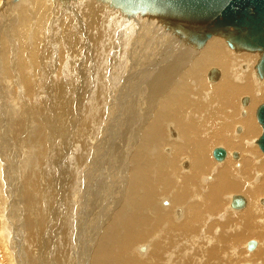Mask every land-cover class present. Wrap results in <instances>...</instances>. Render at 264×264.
<instances>
[{
	"label": "bare ground",
	"instance_id": "obj_1",
	"mask_svg": "<svg viewBox=\"0 0 264 264\" xmlns=\"http://www.w3.org/2000/svg\"><path fill=\"white\" fill-rule=\"evenodd\" d=\"M25 1L27 2V11L22 10L21 6L20 7L22 11H19L21 13L23 12V15L25 14V11L28 13L32 12L34 9L36 13L39 11V15L35 14L38 16L36 22L39 23V21L42 20L41 17L43 16L44 12L43 4L44 2L47 3V0ZM77 1L78 9H82V14H79L82 15V19H86L87 23L86 25V21L84 24L81 23L78 25L73 23V29L65 28L64 30H61V34L58 33L60 34V40L58 42L60 53L57 54H59V58L61 59H64L66 54L65 61L67 66L69 65L68 67L71 71L70 73L76 78H79L76 85L80 83L84 86L77 87L75 93L72 95L66 92L67 96L69 97H66L63 102L60 101L61 103H53L52 101L53 104L51 103V105L55 108H57V106H61L63 103H67V101L69 104L68 112L61 111L56 115V117L53 115L52 116L57 119L55 123H58L59 125H66L70 130H79L84 136H96L94 139L92 138L93 140L91 141H83L79 147H76V143H73V139H75V137L72 136V139L71 132L64 141H61L62 149H65L64 146L71 145L70 148L74 147V149L71 150L72 152L70 151L71 154H75L77 149H80L83 152L82 155L80 154L77 157H79L80 162L84 161V165L87 167H85L86 169L82 170L83 173L86 174L84 177L85 190L81 192V198H79L78 195H80L79 191L81 190L79 188V184L77 181H75L77 175L76 173L78 172L76 170V166L78 168V165L75 166V175H73V177L71 176L72 178L69 177L70 179L68 180L66 171H60L61 174L59 177L51 174L54 178L60 180V183H62L64 188V191H60L61 189H59L57 196L59 200L65 199L67 196L66 193L68 191L69 193L71 192V194L74 193L75 189L73 190V186L75 184L77 185V188L75 187L76 192L72 194V197L73 203L76 205L78 203V213L77 215L75 214L74 217L75 223L71 221L73 217L69 219V214L65 217V220H63L64 223L61 221L60 228L62 231H60V235L62 236L57 234L53 236L54 233L52 234V238L55 239V244L52 247L51 253H49L51 255L46 256L47 254L45 255V252H48L49 249L47 250V247L41 246V250L38 252V254H36L37 257L41 260L47 258L45 264H228L230 260H232L231 264H241L243 262L247 263L248 261L252 264H264L262 259L264 256V239L261 241L257 240L258 242L251 240L255 241L256 245L252 250H248L247 248V240L251 239V236L254 235L252 229L253 219L257 224L264 228V193L263 187L260 185L263 182V173L258 172L253 176L255 178L253 180L255 181L253 182L254 187L258 191H262L261 195L253 197V195H255L254 188H245L244 178L242 177L243 174H241V169L245 171L243 163L238 162L236 165H234L235 171L233 173H231V170L226 169L218 171L216 166H213L210 169L208 168L210 166V162L207 155V150L211 146L221 143L222 147L220 148L225 151V158L222 161L215 160L212 155L213 150L215 148H219L218 146L220 145L211 150V158L219 166L225 163L227 155H231L232 160H239V153L237 151L230 153L227 151V149L233 150L238 146L239 143L242 145L245 140L248 141L247 143H257L262 133V129L257 120V111L261 106L264 105V74L261 72L264 50L248 48L243 43H235V45L227 43L224 38L229 34L233 36V29L227 31V34H219L210 37L208 40H202L194 34L193 30L189 29L190 26H187L189 32L183 35L188 36V38H184V40L192 43V47H189L190 49L188 50L191 51L190 55L188 56L187 53L182 51L181 54L178 53L171 57L168 62L163 61L161 58L154 60L153 53L156 48L153 49L151 47L156 45L164 46L169 34H173V41L176 44L179 39L182 38V34L181 36L179 35V33L182 32L180 31L178 34L174 35V30H172L174 28H170L169 26L164 35H158L159 37L156 36L155 40L151 34L153 31L147 27V22H149L148 14L153 7L136 6L132 3L125 2L124 0H116V2L114 1L116 6L115 13L117 12L116 19L120 20L122 18V21L120 20L121 23L117 24L116 29H114L115 26H108L106 23L109 17L103 16L105 8V4H103L104 0ZM21 2L23 3V1H20V4ZM63 2L65 3L66 0ZM18 3L16 5H18ZM23 4H25V2ZM53 5L56 4L52 3V6ZM30 6H32L34 9L30 10ZM47 6L48 5L45 7ZM68 7L71 8H68V11L72 14L71 19H73V17H75L73 14L74 11L77 10V7L75 6V3H72ZM114 7H111V10H113ZM118 7L119 11H116ZM153 9H156V7ZM9 13H11V11ZM52 13L55 14V12ZM67 16H65V18ZM116 16H111V18H114L115 20ZM135 16H137V20L135 19L134 23ZM164 17L165 16H163V18ZM77 18L79 17L77 16ZM29 19H27V17L23 18L24 29L19 32V29L17 28L18 32L15 31V36L21 42L19 46H21L22 50L14 49L12 47L13 49L11 52L9 51V53L7 48L9 45L2 48L4 43L1 44L0 57L3 59V62L1 63L0 61V63L3 66H6L5 62L10 58L11 55L19 56L22 51L21 60L13 64V66L19 67V73L22 75H19L18 71L17 75L13 69L9 70V74L12 76L14 74L13 79H15V84H17L19 81L28 87H31L32 84H36V93H40L37 92L39 90L38 88H41L39 82L40 78H38V81H34V71L37 69L31 65V62H34V59L30 58L32 56H24L25 53L27 54V51L25 52V43H31L37 46V48L34 47L31 50L32 53H34L36 50L39 52V56H36L37 59H39L37 63L38 66H40L39 75L45 74V70L42 67L47 66L45 60L49 61L50 58H52V48H48L46 50V45H48L46 43L47 40L42 39L44 37L40 38L41 33L38 35V33H34L32 31L34 29L38 30L37 28L34 27V29L29 31L31 27L26 25V23H29ZM49 19L51 18L49 17ZM66 19L68 20V18ZM20 22L21 20L18 21V24H20ZM152 23L155 24V22ZM60 25L63 26L64 24ZM179 25L185 26L186 24L184 25L179 23ZM121 27H123L122 32L119 31ZM131 28H136V33L134 32L135 34L132 33L133 29ZM42 31L45 30L43 29ZM19 34L22 36L19 37ZM44 35L45 32L43 33V36ZM136 38H138V40L134 42ZM14 41L12 44L16 43ZM43 43L45 44L46 48L44 47ZM31 47L32 46H29V49ZM46 51H48V53L50 51V56L45 55ZM85 51L90 52L91 55H88V53L86 55ZM62 53H64V55ZM122 53L124 54L122 57L124 58L122 62L119 61L117 66L114 65V69H110V66L113 65L109 56L112 55V60L114 59L115 62H117L116 58ZM61 54L63 55L62 57H60ZM84 54L85 57H83ZM54 57L52 59H54ZM55 58L59 59L57 57ZM93 58H95V60L97 59V61L95 62ZM52 59L50 61H52ZM130 59H133L134 62H132L131 65L126 66V62L130 61ZM77 61H80V64L82 63V65L85 66L86 61L90 62V74L94 73L93 71L91 72L92 69H94V71L97 69V67L102 69L101 67L103 64H105L106 69L104 75L106 77L102 78V75L100 74L94 78H91V75L88 77L87 74L82 71L84 69L77 72L74 71L76 67H79V63L77 64ZM28 62L29 64L27 65ZM238 62L240 63L239 65H237ZM186 64L189 66V68L183 71V68ZM242 64L247 65L245 71H242L241 69ZM107 67H110V70H108ZM48 68L49 67H47V70ZM124 68L126 70L125 76L123 75ZM207 69H209V71L211 69L219 70V77L216 81H210L208 79L207 74L209 71L204 76H201V71L205 73ZM27 71L29 74H27ZM121 75L126 80L125 81L123 79L125 83H129V86L135 80V88L141 89L140 94L143 91H146V93L141 94V96L145 97L140 98L141 100L137 105V109L131 111V132L129 133L128 143L123 146L124 142L120 140L118 142V147L117 143L115 144L114 141L113 146L111 145V149L109 148L110 151L101 150L96 148V146L99 144L98 142H101V137L102 139H106L105 136L107 135L106 131L108 129L107 126L109 124L108 122L110 114L112 111H114V104L112 103L113 105H110L111 107L108 108V114H106L107 112L104 111L102 107L104 104L102 101V95L104 99V97L107 96V93H109V84L115 80V77H118L119 80ZM149 79L151 81L149 86L144 88V83L148 82ZM96 80L100 83L93 85V82ZM190 82H192L191 85ZM86 83H88L90 87L92 86V88L90 89L86 87ZM57 84L58 82L55 84L52 83L50 89H48V86H43V89L46 91V95L52 92ZM60 85L63 87L62 84ZM26 87L23 88L26 89ZM103 88L107 90V93L103 91ZM126 90L128 91V89H125L124 93ZM4 92H6V90H4ZM30 92L31 94L35 93V91L32 93L31 90ZM69 92L72 93L73 90H69ZM122 93L123 92L119 93L117 97H115L121 100L124 99L125 97L121 96ZM26 95L28 96V94H25V96ZM244 95H248L250 97ZM28 97L30 98V95ZM244 97L248 98L247 105H242L241 103V100ZM105 99L108 101V98ZM30 100L32 101V99ZM70 100L73 101V105H71ZM85 100V106L82 107L81 105ZM54 102H57L56 93L54 94ZM29 104L32 103L29 102ZM43 105L44 104H41V106ZM160 105L162 108H159ZM38 106L40 109H42L40 105ZM107 106L109 105H104V107ZM81 109H83V112ZM20 111L16 109V112L13 113L15 122L16 118L23 120L24 116L20 113ZM30 112L28 113L31 114ZM241 112H244L243 116L240 115ZM50 113H54V111ZM33 117H36V113ZM28 118H30L29 120L31 121L32 119L34 120V118L31 119L29 116ZM28 118L26 117V119ZM48 121L46 122L48 123ZM11 124L12 123L9 125ZM43 124L41 123L43 128H41L40 131L43 129L42 133L47 132V134H40L39 131L34 128L35 134L31 135V132H26L27 137L28 135L33 136L32 138L35 137V139L42 138L44 135H46L45 137H48V134L52 133L51 131H53L54 128L51 129V131L47 130ZM102 124V128L98 129ZM28 125L31 127V123ZM123 125L124 126L121 125L122 129H125V123ZM31 128V130H33V127ZM232 129L233 133L231 134ZM56 132L52 134H55ZM78 134H76V136ZM97 137L100 138L96 140ZM1 140L2 136H0V143ZM32 143L35 144V148H37V150L40 152L39 158L42 156L43 159V156H46L47 158H52L54 160L62 159L60 149L56 151V148L49 147L47 153L49 154L50 152L52 154L47 156V153L45 154V149H40L39 144L34 142ZM246 145L250 146L249 144ZM70 148L68 149L70 150ZM104 148L107 149V147ZM251 148L249 150V155L256 156L255 158L261 157L263 159L262 155L264 154H262L260 149L253 147ZM3 150L0 151V164L2 166H0V173L3 169L4 171L2 172L7 173L6 167L8 165L5 163L3 165V162L6 159ZM7 151L8 150H6V152ZM97 153H101V156L96 162V158H94L92 155H96ZM233 153H237L236 158L233 157ZM87 154H92V159ZM115 155H117L116 157L120 158V162H116L113 175L110 176V170L108 169L109 165L111 166V164H109V161L112 158L111 156ZM29 156L30 158L28 160L31 159V155ZM101 158L102 160H100ZM72 159H74L73 156ZM177 159H180V162L182 160L184 161L182 165L179 162L181 165L180 168L182 170L177 172L175 169L174 175H176V177L174 178L170 175L165 176L164 171H166V173H170L174 168V162ZM71 161L72 160H70V162ZM186 161L188 163L190 161V166ZM78 162L79 161L77 160V163ZM89 163L90 165H88ZM258 163H261V161H256V164ZM94 165H96V167ZM245 165L248 166L247 163ZM154 168L157 169V171H155ZM256 168L257 167H255V169ZM29 169V172L24 177V181H27V178L29 177L30 179L31 177L29 174H32L33 171L31 167H29ZM217 172H219V185L214 184V176L217 174ZM107 175H109L108 179H106ZM98 177L100 182H98ZM208 177L209 180L207 179ZM5 181L6 177L3 174V177L0 176V211L3 210V215H1L3 220L7 218L6 204L8 200L3 187ZM194 183L196 184V187H194ZM202 185H211L212 188H210V186L207 191H201ZM23 186L24 189L21 188L19 190L21 185L16 184L18 196L20 193V196L24 197L26 200L25 203L21 202L23 199H21L20 196L18 197L19 202L23 205V216L21 217L23 218L21 219L23 220L22 227L24 228L26 234L28 233V235L33 238L32 240H35L34 245L32 246L34 250H37L38 243H40L41 239L38 231L45 229L44 223L41 220L45 218L44 213L46 212L43 213L38 205L33 208L31 207L32 205L30 206V204H33L30 203L31 195L33 194H29L28 189H25V182ZM36 189H39V185H37ZM9 191V194H11V189ZM231 191H244L248 193L249 196L240 192H234L229 195H225L224 198L226 201L224 207L216 217L209 215L212 212H208L206 206L203 204L197 205L195 208L191 206L177 207L179 204L189 205L191 204L192 200H200V202H202L204 200L205 194H207L206 199L209 200L208 204L210 206V210L213 209L216 211L219 208L218 196H222V194H226ZM102 194H104L103 196L109 195V197L106 200H104V198L97 200L95 203V198H99V196ZM235 195H241L244 197L245 205L242 208L236 209L232 207L231 201ZM15 197H17V195H15ZM15 197H13V200ZM45 198L47 202L50 200L48 197ZM78 198L79 202H77ZM84 198L86 199L85 201H83ZM69 199L67 200L69 201ZM249 201L254 202L255 208H253L252 211L245 212L249 207ZM8 205L10 206L11 204ZM79 205L82 206L83 209L86 206L88 208L93 206V208L91 210H84L82 216H80L81 211H79ZM28 206H30L32 210L27 211V209H29ZM7 214H9V211ZM12 218L14 217L12 216ZM7 219L9 220V217ZM216 220L220 223L228 221L229 228L226 229V231H222L220 228L216 227L211 231V233L207 232L208 226ZM0 225H3V223L0 222ZM11 226V228H14L13 225ZM68 226H73V230L68 229ZM4 227L5 229L7 228L5 223ZM5 229L2 228V230H0L1 233L4 234ZM73 235L75 237L74 239L76 240L74 242V248H72ZM58 236L59 239L56 238ZM245 237L247 239L244 241ZM46 242L45 244H47ZM233 242H239L241 247L239 248L235 245L232 246L231 244ZM76 243H78V245ZM141 243L148 245V251L144 245H141L139 248H137L135 253L134 248ZM262 247L263 249L260 250L259 248ZM246 250L250 253L253 251L254 252L252 254H247ZM145 251L147 254L141 257V253H145Z\"/></svg>",
	"mask_w": 264,
	"mask_h": 264
},
{
	"label": "rangeland",
	"instance_id": "obj_2",
	"mask_svg": "<svg viewBox=\"0 0 264 264\" xmlns=\"http://www.w3.org/2000/svg\"><path fill=\"white\" fill-rule=\"evenodd\" d=\"M20 1H23V3L25 2V4H23L21 2L20 4ZM64 0H47V3L44 2L43 4V7H44V12H43V18L41 17V21H39V23L36 22V19L38 16H36L38 14L39 11H37V13L35 12V9L30 6V10L34 9L32 12L28 13L26 12L27 9H26V6H27V2L25 0H0V12L2 11L3 7V11L1 12L0 14V45L3 44L2 48L3 47H7L8 45V52L14 48V49H20L22 50L21 46L20 45V41L19 39L15 36V33L18 32L17 31V28L19 29V32H21L23 29H24V23L23 21V18L27 17V19H29L30 21H28L29 23H26V25L30 26L29 28V31L31 29H34L37 28L38 30L34 29L32 30L34 33H38V35H40L39 33H41L40 35V38L42 39H45L47 40L46 43L48 45L47 48L45 46V44L43 43L44 47L46 48V50L48 48H52L51 50V55H52V58L55 56L57 58H59V54L57 53H60L59 52V45H58V42L60 40V34H61V30L65 29V28H71L73 29L72 27V24L76 23L77 25L78 24H81L86 21V19H82V15H80L79 13L82 14V9H78V1L77 0H66V2L64 3L63 2ZM70 1V3H69ZM76 1V2H75ZM116 0H104L103 1V4L104 5V12H103V16L104 17H109V19L106 21V23L108 24V26L112 25V27L115 26L114 29H116L117 27V24H120L121 21H122V18L120 20L116 19L117 16H116V13H115V2ZM3 2V3H2ZM19 2V3H18ZM53 4H56V5H53L52 6V3ZM18 3V5H16ZM49 3V4H48ZM72 3H75V6L77 7V10L74 11V16L73 19L72 18V14L69 13L68 11V6H70ZM102 3V2H101ZM107 3V4H106ZM2 4V5H1ZM23 4V5H22ZM48 5L47 7H45L46 5ZM62 4V5H61ZM65 4V5H64ZM15 5V6H14ZM25 5V6H24ZM45 5V6H44ZM51 5V6H50ZM9 6V7H8ZM22 7V10H26L23 15V12L21 13L20 11L21 10V7ZM25 8H24V7ZM63 6V7H62ZM115 6V7H114ZM20 7V8H19ZM62 7V8H61ZM111 7H114L113 10H111ZM7 8V10H6ZM24 8V9H23ZM58 8V9H57ZM61 8V9H59ZM109 8V9H108ZM71 9V8H70ZM73 9V7H72ZM161 8H157L156 9H151L150 13L148 14V20L149 22H147V27L149 29H151L153 32L151 33L153 36V38L155 39L156 36L159 37L158 35H164L165 31L167 30V28L170 26V28H174L172 30H174V35L178 34L180 31L182 33H179V35L181 36L182 34V38H180L179 36V41L175 44V42L173 41V34H169L167 36V41L165 42L164 46H153L151 48H156L154 53H153V57H154V60H158L159 58H161L163 61L165 62H168V60L173 57L174 55L176 54H181L182 51H184L185 53L188 54V56L190 55L191 51H188L190 48L189 47H192V43L191 42H188L185 39L188 38V36H184L183 34H186L187 32H189L187 26L188 25H185V26H180L178 22H176L173 18H171L170 14L167 12H164L162 9L160 10ZM20 10V11H19ZM50 10V11H49ZM59 10V12H58ZM67 10V11H66ZM119 11V7L116 9V11ZM11 11V13H9ZM18 11V12H17ZM50 13H49V12ZM61 11V12H60ZM66 11V12H65ZM107 11V12H106ZM112 11V12H111ZM161 11V12H160ZM20 12V14H19ZM52 12H55L52 13ZM64 12V14H63ZM153 12V13H152ZM27 13V14H26ZM161 13V14H160ZM36 14V15H35ZM58 14V15H57ZM63 14V15H62ZM106 14V15H105ZM31 17H30V16ZM39 15V14H38ZM47 15V16H46ZM50 15V16H49ZM52 15V16H51ZM67 16L66 18H68V20L65 18V16ZM116 16L115 17V20L114 18L112 19L111 16ZM158 15V16H156ZM14 16V17H13ZM19 16V18H18ZM36 16V17H35ZM51 19H49V17ZM64 16V17H63ZM77 16L79 18H77ZM163 16H165L163 18ZM167 16V17H166ZM29 17V18H28ZM65 19H63V18ZM155 17H160V18H155ZM32 18V20H31ZM111 18V19H110ZM167 18V19H165ZM4 19V20H3ZM21 20L20 24H18V21ZM104 19V18H103ZM135 19L137 20V16L134 17V23H135ZM153 19V20H152ZM157 19V20H156ZM159 19V20H158ZM171 19V20H170ZM45 20V21H44ZM82 20V21H80ZM152 20V21H151ZM10 21V22H9ZM75 21V22H74ZM109 21V22H108ZM32 22V23H30ZM79 22V23H77ZM151 22V23H150ZM152 22H155L152 23ZM165 22V23H164ZM11 23V24H10ZM87 21L85 22V25H86ZM116 23V24H115ZM157 23V25H156ZM60 24H64L63 26L60 25ZM161 24V25H160ZM163 24V25H162ZM155 25V26H154ZM178 25V26H177ZM37 26V27H36ZM53 26V27H52ZM158 26V27H157ZM167 26V27H166ZM23 27V28H22ZM45 31H42L43 29ZM155 27V28H154ZM165 29H164V28ZM40 28V29H39ZM57 28V29H56ZM160 28V29H159ZM2 29V30H1ZM26 29V28H25ZM42 29V30H41ZM51 29V30H50ZM123 27H121V29H119V31H123L122 30ZM133 29V28H131ZM48 30V31H47ZM86 30V28H85ZM171 30V31H172ZM187 30V31H186ZM16 31V32H15ZM47 31V32H46ZM58 31V32H57ZM70 31V30H69ZM136 28L133 29V34H135L136 32ZM185 31V32H184ZM45 32V35L43 36V33ZM53 32V33H52ZM135 32V33H134ZM163 32V33H162ZM57 33V34H56ZM60 33V34H58ZM157 33V34H156ZM160 33V34H159ZM162 33V34H161ZM235 33V32H234ZM234 33L232 32L233 36H234ZM13 34V35H12ZM49 34V35H48ZM56 34V35H55ZM227 34V32H226ZM37 35V34H36ZM58 35V36H57ZM4 36V37H3ZM22 36L21 34H19V37ZM184 36V37H183ZM233 36L231 34L229 35H226L225 36V40L227 41V43L229 44H232V45H235V43L233 42ZM58 39H56V38ZM193 37V36H191ZM15 39V41H14ZM50 39V40H49ZM17 40V41H16ZM44 40V41H45ZM138 40V38H136V40L134 42H136ZM156 40V39H155ZM208 40V39H207ZM16 42V43H13L12 42ZM52 42V43H51ZM11 44V45H10ZM27 44V45H26ZM30 44V45H29ZM53 46V47H51ZM16 45V46H14ZM29 46H32L30 49H29ZM13 47V48H12ZM17 47V48H15ZM34 47L37 48V46L31 44V43H25V52L27 51V54L25 53L24 56H32L30 57L31 59H34V62H31L32 66L35 67L37 70L34 71L35 73V76H34V81L36 82V80L38 81V78H40L39 82H40V85H41V88L39 87L38 91L37 92H40V93H36V84H32L31 87L25 85L24 83H22L21 81H19L17 84L14 83V74L13 76L10 75V71L9 70H12L15 71V73L18 75L19 73V67L17 66H13V64H15V62H18L21 60V54H22V51H21V54L19 56H15V55H11L9 59L6 60L5 62V65L6 66H3L1 63L3 62V59L0 57V124H1V129H0V136H2V140H1V143H0V151L3 150L4 153H5V161L3 162V165L4 163L7 164L8 166L6 167L7 168V173L5 172H2L4 171V169L1 171V175L3 177V174L4 176L6 177V181L3 185L4 187V190L6 192V197L8 198L7 200V206H6V217L8 218L9 217V220L7 218H5L4 220L2 219L3 217L1 215H3V210L0 211V222L3 223V225H0L1 228L0 230L5 229L4 227V223H5V226L7 227L5 230H4V234L1 233L0 231V264H45L46 263V259H39L37 257L36 254H38V252L41 250V248L43 246L47 247V250L49 249L48 252H45V255L46 256H50L51 254V250H52V247L54 246V242H55V239L52 238V234L53 236H55V234L59 235V236H62L60 235V231L61 228H60V223L61 221L64 223L63 220H65V217L69 214V219L71 217H73L71 219V221L74 222V217H75V214L77 215L78 213V203L77 205L73 203V197H72V194H74L76 192V188H77V185L75 184L73 186V191L74 193L71 194V192L69 193V191L66 193V197L65 199H62L63 200H59L58 199V192H59V189H61L60 191H64V188H63V185L62 183H60V180L59 179H56L54 178L51 174H54L56 177H59L61 172L62 171H66L67 173V180L72 178L73 175H75V172L76 170L78 171L76 174V180L77 183L79 184V188L81 191H79L80 195L79 198H81V192H83L85 190V183H84V177L86 174L83 173L82 170L86 169L87 167L84 165V161L83 162H80L79 160V156L80 154L82 155L83 152L80 150V149H77V151H75L76 155L75 154H71V150L74 149L73 148H70V146H64L65 149H62L61 148V141H64L66 139V137L70 134L71 132V137L74 136L75 139H73V143L75 144L76 147H79L83 141L85 142H88V141H91L95 138L96 135H87V136H84L82 135L79 130H74V129H69L67 128L66 125H59L58 123H55V121L57 120L56 118V115L59 114L61 111L64 112V111H69V104H68V101L67 103H63L61 104V106H57V108L55 107H52L51 103L53 101V103H59L60 101L63 102L66 97H69L67 96V93L72 95L75 93V90L77 89V87L79 86H84L83 84H80L78 83L76 85V83L78 82L79 78H76L74 75H72L69 70V65L67 66V63L65 61V57H66V54L64 56V59H56L54 57V59L50 58V60L52 59V61H46L45 59V63L47 66L45 67H42L44 70H45V74H40V66H38V61L39 59H37V57L39 56V52L36 50L34 53H32V50ZM55 47V48H54ZM228 47V46H226ZM11 48V49H10ZM106 48V47H105ZM150 48V47H149ZM10 49V50H9ZM28 49V50H26ZM54 49V50H53ZM105 50V49H103ZM130 50V49H129ZM128 50V51H129ZM150 50V49H149ZM54 51V52H53ZM93 51V50H92ZM9 52V53H10ZM56 52V53H55ZM64 52V51H63ZM46 56H48L50 54V51L48 53V51L45 52ZM91 55L90 52H87L85 51V54L87 55ZM196 53V52H195ZM29 54V55H28ZM64 55V53H62ZM61 54L60 57H62L63 55ZM85 54L83 57H85ZM58 55V56H57ZM37 56V57H36ZM50 56V55H49ZM124 56V54L122 53L121 55H119L117 58H116V61L113 59L112 60V55L109 56L111 62H112V65L113 66H110V67H107L108 70L110 69H114V65L117 66L118 65V62L121 61L124 59L122 58ZM193 56V55H192ZM191 56V57H192ZM122 59H121V58ZM47 58V57H46ZM108 58V59H109ZM119 58V59H118ZM36 59V60H35ZM95 60V58H93ZM118 59V60H117ZM14 60V62H13ZM55 60V61H53ZM100 60V59H99ZM127 60H128V56H127ZM97 61V59L95 60V62ZM131 61V62H130ZM130 61L126 62V66L128 65H131L132 62H134V60L130 59ZM9 62V63H7ZM94 62V63H95ZM11 63V64H10ZM79 63V64H78ZM90 62L86 61V66L85 65H82V63L80 64V61H77V64L79 65V67H76V69L74 71H79V70H82L83 72H85L87 74V76L89 77V75H91V78H94L96 76H98V74L102 75V78H105L106 76L104 75L105 73V64H103V66L101 67L102 69H100V67H97V69L94 71V69L91 70V72L93 71L94 73L93 74H90V68H91V64H89ZM29 64V62L27 63V65ZM36 64V66H35ZM49 64V65H48ZM240 63L238 62L237 65H239ZM11 65V66H10ZM77 66V65H76ZM84 66V67H83ZM245 66V67H244ZM47 67L48 70H47ZM90 67V68H89ZM29 68V67H27ZM26 68V69H27ZM89 68V69H88ZM110 68V69H109ZM189 66L186 64L183 68V71L188 69ZM211 68V67H210ZM209 68V69H210ZM247 68V65L246 64H242L241 65V69L242 71H245ZM8 69V70H7ZM88 69V70H86ZM209 69H207V71L204 73L201 71V76H204L208 71ZM50 70V71H49ZM86 70V71H85ZM107 70V71H108ZM124 72H123V75L125 76V68L123 69ZM18 71V73H17ZM38 72V73H37ZM109 72V71H108ZM89 73V74H88ZM2 74V75H1ZM27 74H29V72L27 71ZM19 75H22L21 73H19ZM108 75V74H107ZM74 76V77H72ZM37 77V78H36ZM12 78V79H10ZM71 78V79H70ZM151 78V77H150ZM69 79V81H68ZM124 77L121 75L120 79L118 80V77L116 78L115 77V80L112 81L110 84H109V93H107V90H105L103 88V91L107 93V96L104 97L103 99V95H102V101L104 102L103 104V110L106 111L108 114V108L111 107L110 105H113L114 106V113L111 112L110 114V118H109V124H108V129H107V135L105 136L106 139H102V137L100 138V141L101 142H98L99 144L96 146V148L98 149H101V150H106V151H110L111 149V145L113 146V144L117 143V146L119 147V144L118 142L120 140H122L124 142L123 146L126 145L129 141V133L131 132V121H132V116H131V111H134L137 109V105L139 104L140 102V98H144L145 96H141L142 93H146V91H143L141 94H140V91L141 89H137L135 88V84H136V81L134 80L131 85L129 86V83H125V81L123 80ZM50 80V81H49ZM60 80V81H59ZM75 80V81H74ZM122 80V81H121ZM58 82V84L55 86V89L48 93L46 95V91L45 89H43V86H48V89H50V87L52 86L51 84H55V83ZM69 82V83H68ZM150 79L148 82H145L144 83V88H147L150 84ZM64 83V84H63ZM72 83V84H71ZM100 83L99 81H94L93 82V85H96ZM44 84V85H43ZM62 84L63 87L60 85ZM123 84V85H122ZM192 84V82H190V85ZM66 85V86H65ZM73 85V86H72ZM22 86V87H21ZM27 86V87H26ZM33 86V88H32ZM86 87L88 88H92V86L90 87L88 85V83L85 84ZM111 86V88H110ZM117 86V87H115ZM23 87H26V89H24ZM57 87V88H56ZM129 87V88H128ZM3 88V89H2ZM8 88V89H7ZM32 91V93H34L35 91V96L34 94H31L30 90ZM21 89V90H20ZM33 89V90H32ZM117 89V90H115ZM125 89H128V91L126 90L125 93H124V90ZM4 90H6V92H4ZM26 90V91H25ZM44 90V91H43ZM69 90H73L72 93L69 92ZM114 90V91H113ZM20 91V92H19ZM30 93H29V92ZM119 91V92H118ZM26 92V93H24ZM67 92V93H66ZM122 93L121 96L125 97L124 99H119V98H116L117 95L119 93ZM9 93V94H8ZM56 93V101L57 102H54V94ZM59 93H60V96H59ZM66 93V94H65ZM22 94V95H21ZM25 94H28V96L30 95V98ZM38 94V95H37ZM41 94V95H40ZM114 94V95H113ZM40 95V96H39ZM50 95V97H49ZM53 95V96H51ZM146 95V94H145ZM14 96V97H13ZM25 96V97H24ZM34 96V97H32ZM113 96V97H112ZM116 96V97H115ZM244 96H248V95H244ZM53 97V98H52ZM250 97V96H248ZM26 98V99H24ZM29 98V99H28ZM105 98H108V101L105 99ZM240 98V97H239ZM237 98V99H239ZM32 99V101L30 100ZM52 99V100H51ZM22 100V101H21ZM30 100V101H29ZM106 100V102H105ZM32 103V104H29ZM60 102V103H61ZM22 103V104H21ZM27 103V104H26ZM52 103V104H53ZM70 103L71 105H73V101L70 100ZM85 103H86V100L82 103V107L85 106ZM108 103V104H107ZM111 103V104H109ZM113 103V104H112ZM2 104V105H1ZM31 106H29V105ZM41 104H44L43 106H41ZM40 105L42 109H40V107L38 106ZM51 105V106H50ZM104 105H109L107 107H104ZM23 106V108H22ZM80 106V107H81ZM5 107V108H4ZM26 107V108H25ZM81 107V108H82ZM117 109H116V108ZM29 108V109H28ZM31 108V109H30ZM38 108V109H37ZM107 108V109H106ZM159 108H162V106L160 105ZM16 109L18 111H20V113L25 117H23V120H19L18 118H16V122H15V119L13 118V113L16 112ZM26 109V110H25ZM51 109V111H50ZM116 109V110H115ZM3 110V111H2ZM31 111V112H30ZM55 113H50V112H53ZM81 111L83 112V109H81ZM116 111V112H115ZM23 112V113H22ZM28 112H30L31 114H29ZM35 113H36V117H33L35 116ZM39 113V114H38ZM117 113V114H116ZM105 114V115H106ZM32 118H34V120L32 119L29 120L30 118H28V116ZM54 117H53V116ZM116 115V116H115ZM241 116L244 115V112H241L240 114ZM10 116V117H9ZM26 117L28 119H26ZM115 117V118H114ZM47 118V119H46ZM106 118V117H105ZM113 118V119H112ZM11 119V121H10ZM18 119V120H17ZM26 121H25V120ZM41 119V120H40ZM44 119V120H43ZM242 119V118H241ZM14 120V121H13ZM28 120V122H27ZM40 120V121H39ZM48 121V123L46 121ZM105 120V119H104ZM239 120V119H237ZM43 121V122H42ZM52 121V122H51ZM12 123L11 125H9L10 123ZM46 127L47 130H50L54 128V132H56L55 134H52L54 133L53 131H51L52 133L48 134V137H45L46 135H44L42 138H38V139H35L32 138L33 136L31 135H34L35 134V131H34V128L37 129L39 131L40 134H47V132L45 133H42V130L40 131L42 127L41 123ZM115 122V123H113ZM123 122V123H122ZM31 123V127H33V130H31L32 128L30 127V124ZM33 123V124H32ZM38 123V124H37ZM125 123V129L123 128L122 129V126H124L123 124ZM19 124V125H18ZM40 126V127H38ZM33 125V126H32ZM122 125V126H121ZM240 125V124H238ZM103 124L99 126L98 129L102 128ZM110 126V127H109ZM9 127V128H8ZM37 127V128H36ZM261 127V126H260ZM6 128V129H5ZM241 128V127H240ZM9 129V131H8ZM56 129V130H55ZM242 129V128H241ZM34 131V132H33ZM75 131V132H74ZM121 131V132H119ZM28 132H31V135H28L27 137V133ZM96 132H97V128H96ZM105 132V133H106ZM119 132V133H118ZM15 133V134H14ZM80 133V134H78ZM113 133V134H111ZM233 133V129H232V132L231 134ZM20 134V135H19ZM76 134H78L76 136ZM121 134V135H120ZM20 137H19V136ZM112 135V136H111ZM116 135V136H114ZM120 135V136H119ZM6 136V137H5ZM17 136V137H16ZM31 136V137H30ZM78 136H81V137H78ZM15 137V138H14ZM19 137V138H18ZM77 137V138H76ZM93 138V139H92ZM98 137L96 138V140L99 139ZM110 138V139H109ZM112 138H113V141H112ZM15 139V141H14ZM27 139V140H26ZM82 139V140H81ZM109 139V140H108ZM34 140V141H33ZM95 140V141H96ZM103 140V141H102ZM229 140V138H228ZM233 140H237V139H233ZM94 141V143H95ZM108 141V142H107ZM115 141V142H114ZM32 142L36 143V144H39L40 146V149H45V154L48 152V148L49 147H54L56 148V151H58L60 149V152H61V158L60 160H54L52 158H47L46 156H43V159H42V156L39 158L40 156V152L37 150V148H35V144H33ZM104 142V143H103ZM114 142V143H113ZM248 141L245 140V142L242 143V145L239 143L238 146L236 148H234L233 150H228V152H233V151H238V153L240 154V162L243 163V166L245 167V171H243L241 169V174H243V178H244V183H245V188H248V187H253L254 190H255V195H253V197H256L257 195H261L262 191H258L255 187H254V183L255 181L254 180V174L255 173H263L264 175V155L263 156V159L261 157H258V158H255L256 156H253V155H249V150L251 147L253 148H258V145L257 143H247ZM32 143V144H31ZM72 143V144H73ZM92 143V142H91ZM103 143V144H102ZM237 143H233V144H237ZM249 144L250 146L246 145V144ZM19 145V146H18ZM32 145V146H31ZM45 145V146H44ZM100 145V146H99ZM168 145V143H167ZM166 145V146H167ZM220 145V146H218ZM222 144L221 143H217V144H214L213 146H211L208 150H207V155L209 157V162H210V166L208 167L209 169L212 168L213 166H216L218 168V171H222L223 169H226V170H231V173H233L235 171L234 169V165H235V162H238L235 161V160H231L230 157L227 158L225 160V163H221L222 165H217L211 158V150L214 149L215 147H222L221 146ZM165 146V147H166ZM104 147H107V149H105ZM34 148V149H33ZM53 148V150H54ZM70 148V150L68 149ZM110 148V149H109ZM30 149V150H29ZM33 149V150H32ZM252 149V148H251ZM6 150H8L6 152ZM26 150V152H25ZM36 150V151H35ZM63 150V151H62ZM97 150V149H96ZM35 151V152H34ZM55 151V152H56ZM71 151V152H70ZM28 152V153H27ZM38 152V154H37ZM54 152V153H55ZM20 153V154H19ZM22 153V154H21ZM52 153L49 152V154L47 153L46 155H50ZM263 154V153H262ZM27 155V157H26ZM31 155V159L28 160L30 158ZM71 155V156H70ZM89 157H91L92 159V156L94 158H96V162L98 161L99 157L101 156V153H97L96 155H90V154H87ZM98 155V156H97ZM72 156L74 159H72ZM76 156V157H75ZM117 155L115 156H111L112 160L110 159L109 161V164H111V167L109 165V169L110 170V176L113 175V172L115 170V166H116V162L119 163L120 162V158L116 157ZM116 157V158H115ZM72 160L70 162V160ZM32 160V161H31ZM51 160H52V163H51ZM54 160V161H53ZM77 160L79 161L77 163ZM102 160V158L100 159ZM119 160V161H118ZM56 161V162H55ZM76 161V162H75ZM89 161V160H88ZM191 161V160H190ZM190 161L188 163V165L190 166ZM256 161H261V163H258L256 164ZM46 162V163H45ZM73 162V164H72ZM75 162V163H74ZM91 162V161H90ZM93 162V161H92ZM180 159H177L175 162H174V168L171 170L170 173H166V171H164L165 173V176H172L173 178L176 177V175H174V170L176 169L177 172H180V170H182L180 168V166L183 164V160L180 162L181 165H180ZM113 163V164H112ZM169 163V162H167ZM248 164V166H246L245 164ZM31 164V165H30ZM56 164V165H55ZM51 165V166H50ZM61 165V166H60ZM67 165V166H66ZM78 165V168L77 166ZM90 165V163L88 164ZM1 166V164H0ZM69 166V167H68ZM73 166V167H71ZM75 166H76V170H75ZM81 166V167H80ZM96 167V165H94ZM2 167V166H1ZM29 167H31L32 169V174H29L31 177L29 179V177L27 178L28 182L27 181H24V177L25 175L29 172ZM59 167V168H58ZM86 167V168H85ZM243 167V168H244ZM255 167H257L255 169ZM67 168V169H66ZM69 168V169H68ZM263 168V169H261ZM113 169V171H112ZM164 169V168H163ZM186 169V168H185ZM54 170V171H53ZM56 170V171H55ZM81 170V171H80ZM155 171H157V169L154 168ZM183 170H184V166H183ZM61 171V172H60ZM112 171V172H111ZM72 172V173H71ZM39 173V174H38ZM112 173V174H111ZM24 174V175H23ZM45 174V175H44ZM109 174V173H108ZM28 176V175H27ZM72 176V177H71ZM8 177V178H7ZM70 177V178H69ZM83 177V178H82ZM100 177V176H99ZM99 177H98V182H100L99 180ZM109 175H107L106 179H108ZM32 178V179H31ZM10 179V180H9ZM8 180V181H7ZM31 182H30V181ZM261 180V179H260ZM263 181V182H262ZM262 183L260 184L262 187H263V193H264V178L262 179ZM15 182V183H14ZM24 182H25V189H28L29 191V194H33L31 195V201L30 203H33V204H30V206L33 208L35 206H39V208L44 212L45 214V218L43 220H41L40 218H38L39 220H41L43 223H44V230H40L41 231H38V234L40 235V243H38V249L35 251L33 246L34 245V242L35 240H32L33 238L30 237V235H28V233L26 234V232L24 231V228L22 227V223H23V218H21L23 216V205L22 203L19 202V196H20V193H19V196H18V193H17V190H16V184H20L21 187H19V190L22 188L24 189ZM27 183V184H26ZM15 184V186H14ZM31 184V185H30ZM35 184V185H34ZM70 184V183H69ZM214 184H217L219 185V172H217V174L214 176ZM10 185V186H9ZM37 185H39V189L37 190ZM84 185V186H83ZM29 186V187H28ZM211 185H202V190H205L207 191V189L210 187ZM34 187V188H33ZM76 187V188H75ZM194 187H196V184L194 183ZM13 188V189H12ZM212 188V186L210 187ZM11 189V194H9V190ZM83 189V190H82ZM200 191V192H201ZM8 192V193H7ZM13 192V193H12ZM199 192V193H200ZM231 192H235V191H231ZM237 192H241L242 194L244 195H248V193L244 192V191H237ZM17 195V197H15V195ZM47 193V194H46ZM198 193V194H199ZM230 193V192H229ZM229 193H224L222 194V196H218V201H219V208L214 211L213 209L210 210V206L208 204V199H206V195L204 196V200L202 202L199 201H196V200H192L191 201V204L189 205H177V207H181V206H191V207H196L197 205H205L206 206V209L208 212H212L210 213L209 215H211L212 217H216L220 211L222 210V208L224 207V204H225V201L226 199L224 198L225 195H228ZM71 194V196H70ZM241 194V195H242ZM13 195V196H12ZM104 194L100 195L99 198H95V203L97 202V200H101L102 198H104V200H106L108 196H103ZM43 196V197H42ZM70 196V197H68ZM13 197L14 200H13ZM21 197V196H20ZM36 197V198H35ZM38 197V198H37ZM45 197H48L50 198V200L47 202L46 198ZM57 197V198H56ZM70 198V199H69ZM79 198L77 199V202H79ZM224 198V199H223ZM262 198V197H261ZM21 202H26V200L24 199V197H21ZM34 202H33V200ZM55 199V200H54ZM57 199V200H56ZM69 199V201L67 200ZM72 199V200H71ZM13 200V201H11ZM86 199L84 198L83 201H85ZM9 201V202H8ZM66 202V204H65ZM56 203V204H55ZM62 203V204H61ZM8 204H11L10 206ZM15 204V205H13ZM41 204V205H39ZM73 204V205H72ZM18 205V206H17ZM21 205V206H20ZM9 206V207H8ZM12 206V207H11ZM28 206L29 209H27V211L29 210H32L31 207ZM62 207V208H61ZM10 208V209H9ZM93 208L92 207H85L84 209L82 208V206L79 205V211H81V214L80 216H82L83 214V211L84 210H91ZM253 208H255V204L254 202H251L249 201V207L247 208V211L245 212H249V211H252ZM65 209V210H64ZM197 210V209H195ZM9 211V214H7ZM70 211V212H68ZM186 211V209H185ZM2 213V214H1ZM21 214V215H20ZM61 214V215H60ZM71 215V216H70ZM12 216L14 218H12ZM47 216V218H46ZM26 217V216H25ZM86 219V218H85ZM5 221V222H4ZM17 223H16V222ZM54 221V222H53ZM15 222V224H14ZM78 223V222H77ZM19 224V225H17ZM13 225L14 228H11ZM41 225V223H40ZM244 225V224H243ZM16 226V227H15ZM19 226V227H17ZM21 227V228H20ZM216 227L220 228L222 231H226V229L229 228V222L228 221H225L224 223H220L218 222L217 220L214 221L211 225L208 226L207 228V232L211 233V231L213 229H215ZM20 228V229H19ZM59 228V229H58ZM16 229V230H15ZM68 229H72L73 230V226H68ZM252 229H253V236H251V239L247 240L248 242L251 241V240H255V241H261L264 239V228L262 226H260L259 224L256 223V221L253 219V222H252ZM56 231V233H55ZM59 232V233H57ZM3 236V237H2ZM43 236V237H42ZM59 236L56 237L59 239ZM65 238V237H63ZM74 235H73V243H72V248H74V242L76 241L74 239ZM247 238L245 237L244 238V241L246 240ZM7 240V241H6ZM47 241V242H46ZM246 241V242H247ZM257 241V242H258ZM45 242L47 244H45ZM68 242V241H67ZM78 245V243H76ZM27 245V246H26ZM76 245V246H77ZM141 245H144V247L146 248V250L148 251V245L147 244H144V243H141V244H138L135 248H134V252L136 253V250L137 248H139V246ZM232 246H237V247H241V244L239 242H236V243H232L231 244ZM42 246V247H41ZM260 250L263 249L262 248H259ZM46 250V251H47ZM34 251V252H33ZM254 252V251H253ZM252 252V253H253ZM246 253L247 254H252L250 252H248L246 250ZM141 257L145 256L147 254V252L145 251V253H141ZM34 255V256H33ZM37 257V258H36ZM33 258V259H32ZM37 261H35V260ZM263 261H264V256L262 257ZM30 261V262H28ZM34 261V262H32ZM231 261L228 263V264H231ZM241 264H252L250 263L249 261L247 263L243 262Z\"/></svg>",
	"mask_w": 264,
	"mask_h": 264
},
{
	"label": "water",
	"instance_id": "obj_3",
	"mask_svg": "<svg viewBox=\"0 0 264 264\" xmlns=\"http://www.w3.org/2000/svg\"><path fill=\"white\" fill-rule=\"evenodd\" d=\"M136 6L163 8L176 22L188 25L190 30L202 40L212 36L224 34L233 29L234 43H243L248 48L264 50V0H124ZM261 72L264 74V58ZM207 77L216 81L219 77L218 69H211ZM247 105L248 98L241 100ZM257 120L262 133L257 141L260 151L264 154V105L257 111ZM215 160L222 161L225 151L215 148L212 152ZM237 157V153H233ZM231 205L239 209L245 205L241 195L232 198ZM255 241H249L248 250L254 249Z\"/></svg>",
	"mask_w": 264,
	"mask_h": 264
},
{
	"label": "flooded vegetation",
	"instance_id": "obj_4",
	"mask_svg": "<svg viewBox=\"0 0 264 264\" xmlns=\"http://www.w3.org/2000/svg\"><path fill=\"white\" fill-rule=\"evenodd\" d=\"M229 157H230V159H231V155H227V158H229ZM240 157H241V156H240V154H239V160H238V162H240ZM227 158H226V159H227ZM231 160H232V159H231ZM232 161H233V160H232ZM233 162H234V161H233ZM238 162H235V165H236ZM207 179L209 180V177H208ZM254 179H255V178H254Z\"/></svg>",
	"mask_w": 264,
	"mask_h": 264
},
{
	"label": "crops",
	"instance_id": "obj_5",
	"mask_svg": "<svg viewBox=\"0 0 264 264\" xmlns=\"http://www.w3.org/2000/svg\"><path fill=\"white\" fill-rule=\"evenodd\" d=\"M237 152H238V151H237ZM235 192H237V191H235ZM231 193H234V192H230L229 194H231ZM240 193H241V192H240ZM229 194H228V195H229Z\"/></svg>",
	"mask_w": 264,
	"mask_h": 264
}]
</instances>
